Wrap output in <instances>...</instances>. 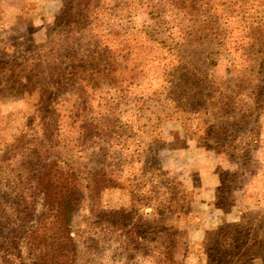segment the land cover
I'll return each mask as SVG.
<instances>
[{
  "label": "rangeland",
  "instance_id": "rangeland-1",
  "mask_svg": "<svg viewBox=\"0 0 264 264\" xmlns=\"http://www.w3.org/2000/svg\"><path fill=\"white\" fill-rule=\"evenodd\" d=\"M199 3L185 15L177 0H102L111 50L83 63V80L58 86L54 78L43 97L41 86L22 93L0 78V264H18L17 255L34 264L27 238L45 212L35 179L53 160L75 168L80 182L94 171L112 180L94 199L82 192L73 210L74 264H148L139 220L152 211L147 202L182 205L164 216L179 230L181 264H207L204 239L227 223H264V65L240 79L215 43L217 35L227 47L253 46L264 0ZM61 6L0 0V60L38 48ZM156 7L174 29L196 24L185 45ZM184 62L201 84L180 88ZM246 212L253 214L242 219ZM263 261L264 250L252 264Z\"/></svg>",
  "mask_w": 264,
  "mask_h": 264
},
{
  "label": "trees",
  "instance_id": "trees-1",
  "mask_svg": "<svg viewBox=\"0 0 264 264\" xmlns=\"http://www.w3.org/2000/svg\"><path fill=\"white\" fill-rule=\"evenodd\" d=\"M100 1L102 0H62L60 11L55 16L50 32H46L45 40L38 45V48L31 44L23 53L10 61L0 60V78L12 80L22 93L31 94L34 87L41 86L42 96L47 95L45 87L54 78L58 86H64L77 79L83 80L81 77L84 73L83 63L95 58V53H98L97 57L100 59L102 57L103 61L104 51L108 54L111 50L109 42H112V36L110 30H107L109 25L101 19L104 10L100 8ZM177 1L186 3V6H183L185 9L182 10L186 15L198 12L199 2L204 3L202 5L206 7L208 0ZM156 9L159 16L160 8L156 7ZM159 19L161 25L162 23L166 25L170 35L177 34L184 45L188 40L186 36L196 33V30L192 31L196 24H191L189 31L184 30L185 26L182 25H176L178 29L175 30L172 26H168L169 23L162 20L161 16ZM256 24L260 27L253 29L252 33L258 35L257 38L264 42V21ZM98 33L101 39H94ZM216 37L218 38L215 43L220 50L226 51L229 55V64L233 66L240 79H248L256 68H259V71L263 68L264 56L263 54L259 56L253 47L258 40L256 37L253 36L254 44L249 48L241 41L227 47L222 38L217 35ZM188 66L189 63L184 62L182 78L180 76L178 79L180 88L183 89L186 85H198L202 82V75L194 68L189 69ZM184 69L188 71L183 73ZM102 128L104 129V126ZM202 145L211 147L208 143ZM153 177L162 185L158 174ZM35 181L37 193L43 197L45 212L40 215L42 219L39 223L29 231L28 252L34 255V264H74L78 256V247L71 230L73 210L81 195L85 194L94 199L103 188L112 183V180L106 178L105 173L94 171L80 182L75 168L53 160L43 166ZM157 188L159 185L155 184L151 192L155 194ZM173 203L175 207L171 208ZM216 205L228 211V207L223 206L222 203L216 202ZM146 207L152 209L143 214L148 215V219H142L141 216L139 220L144 221L146 228L142 239L147 247L148 264H181L176 256L179 230L174 225L168 224L164 216L166 212L178 214L182 205L175 200H168L162 204L161 200L158 201L157 206H150L147 202ZM251 214L253 213H243L242 219ZM262 220L263 218L259 223L244 220L227 223L208 234L204 239L207 264H252L255 258H261V251L264 250ZM17 257L18 264H27L20 256Z\"/></svg>",
  "mask_w": 264,
  "mask_h": 264
}]
</instances>
